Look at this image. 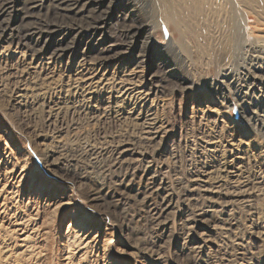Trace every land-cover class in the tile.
Wrapping results in <instances>:
<instances>
[{
	"label": "rangeland",
	"instance_id": "obj_1",
	"mask_svg": "<svg viewBox=\"0 0 264 264\" xmlns=\"http://www.w3.org/2000/svg\"><path fill=\"white\" fill-rule=\"evenodd\" d=\"M135 2L127 23L138 30L159 12L146 0ZM109 13L98 50L123 40L122 7ZM47 18L57 19L53 11ZM156 30L159 46L172 40L164 24ZM144 36L139 33L118 56L109 54L110 72L117 65L120 74L127 70V87L139 83L144 70L146 77L156 76L162 90L157 117L160 132L167 133L157 141L134 140L143 125L131 115L121 119L116 99L106 91L82 99L68 92L71 81L52 75V68H26L0 56V264H264V186L253 181L264 175V161L245 145L264 143V119L246 117L233 99L239 94L251 107L257 101L264 109V97L246 94L242 75L232 76L225 94H217L210 84L217 80V67L206 66L211 58L206 47L208 52H185L183 60L198 79L192 87L178 86V74L160 80L162 51ZM99 63V57L89 59L93 68ZM186 67L177 72L192 74ZM225 95L233 100L231 115L223 106L219 115L213 113ZM127 102L123 113L133 108ZM225 165L230 173L222 172ZM145 168L168 184L166 191L142 182ZM208 171L214 177L226 174L230 189L218 194L188 185ZM230 175L250 185L244 190ZM255 220L262 221L259 229L251 225Z\"/></svg>",
	"mask_w": 264,
	"mask_h": 264
},
{
	"label": "bare ground",
	"instance_id": "obj_2",
	"mask_svg": "<svg viewBox=\"0 0 264 264\" xmlns=\"http://www.w3.org/2000/svg\"><path fill=\"white\" fill-rule=\"evenodd\" d=\"M105 1L24 0L23 6L17 7V0H0V56L9 55L26 68L30 66L40 70L44 66L52 68V75L59 74L60 78L71 81L67 88L68 92L73 91L75 96L82 99L90 100L97 91H106L109 97L116 99L115 103L118 104V114L121 119H127L131 115L137 123L143 125L142 131L134 140L145 138L157 141L164 139L167 134L160 132L162 124L157 117L161 105L157 102L156 96L162 90L155 85L156 76L151 74L146 77L144 70L142 80L133 87H127V70L124 72V69L121 75L122 70L119 72L117 65L110 72L109 54L118 56L125 45H131L136 41L139 33H145L144 41L147 44L156 46L162 51L160 80L165 76L168 78L178 74V86L191 84L192 87L198 79L192 67L183 60H187L185 52L187 49L205 51L207 48L211 58L206 62V66L214 64L213 68L217 67V80L210 82L217 94H225L226 82L232 76L242 75L244 77L242 86L246 89L244 92L253 96L259 93L260 97H264V0H146L147 5L153 8V12L157 7L155 12H159V15L155 14L154 18L149 15L138 30H135L134 24L127 23L129 15L134 16L135 0H109L108 10H101L99 15L94 16ZM114 6L116 9L122 7L125 14V21L120 29L123 40L118 44L114 42L105 44L98 50L96 47L103 45L105 36L103 28ZM50 11L56 16L55 21L47 18ZM202 13L203 16H197ZM59 17L67 18L69 21H61ZM212 22L217 25L212 27L210 25ZM163 24L172 32V40L159 46V41L155 38L156 28ZM203 27L206 28L204 31ZM212 29L214 34L211 37ZM99 32L102 34L97 37ZM58 33V37L55 36ZM190 35H193L194 39ZM82 44L84 48L79 55L78 47ZM97 50L100 55H95ZM95 57L100 58L97 68L89 64V59ZM181 67H186L187 71H192V74L189 72L186 75L179 74L177 71ZM235 95L233 99L240 105L246 117L254 120L264 119V109L258 108L257 101L251 107V101L239 94ZM38 96L45 99L44 93H39ZM224 97L226 100L218 103V107L210 109L213 113L218 114L223 106L226 108V114L231 115L233 100L227 95ZM127 100L132 102L133 108L123 113L125 104L129 105ZM136 106H139V109H134ZM206 109H201L204 115H207ZM148 121L150 126H147ZM245 145L247 148L253 146L255 158L264 161V143L257 141L256 144H251L250 140ZM213 146L215 148V145ZM120 149L121 155H124L126 150ZM223 151L225 153L226 149ZM228 169V165L224 168L222 166L223 173H226L225 171L230 173ZM238 171L240 175L241 169L238 168ZM230 177L244 190L250 185L247 180L242 181L240 178L234 180V175ZM141 178L142 182L146 181L147 187L155 183L162 191L167 190L168 184L151 174V169L145 168ZM190 180L191 178L188 185L194 187L192 189L218 194L221 190L227 192L230 189L227 183H231V179H228L226 174L214 177L210 171ZM253 181L259 186H264L263 173L256 175ZM209 211L213 214L218 212L213 209ZM261 224V220H255L251 225L259 229Z\"/></svg>",
	"mask_w": 264,
	"mask_h": 264
}]
</instances>
